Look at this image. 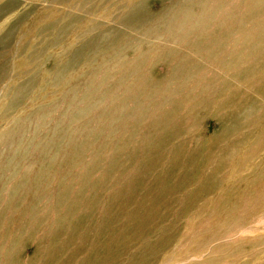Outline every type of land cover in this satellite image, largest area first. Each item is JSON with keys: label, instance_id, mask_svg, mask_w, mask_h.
<instances>
[{"label": "rangeland", "instance_id": "374dc122", "mask_svg": "<svg viewBox=\"0 0 264 264\" xmlns=\"http://www.w3.org/2000/svg\"><path fill=\"white\" fill-rule=\"evenodd\" d=\"M38 247L264 264V0H0V264Z\"/></svg>", "mask_w": 264, "mask_h": 264}, {"label": "bare ground", "instance_id": "6f19581e", "mask_svg": "<svg viewBox=\"0 0 264 264\" xmlns=\"http://www.w3.org/2000/svg\"><path fill=\"white\" fill-rule=\"evenodd\" d=\"M186 14V13H185ZM256 49V48H255ZM252 52V51H251ZM250 53V52H249ZM250 55V54H249ZM150 89V88H149ZM259 168V167H258ZM257 168V169H258ZM251 169V168H250ZM256 175V174H255ZM250 178V177H249ZM254 178V177H253ZM231 187V186H230ZM224 225V224H223ZM256 225V224H255ZM247 229V228H246ZM113 232V231H112ZM225 238V237H224ZM118 240V239H117ZM21 243V242H20ZM154 246H155V243H153ZM112 245V242L107 246V248H105V250L110 254L111 250L109 249V246ZM51 252H53V250H48V251H45V253H43L41 250H40V247H38L36 250H35V253H34V256L37 258L39 257L40 255L44 254L45 256V264H47L48 260L51 258L49 256H51ZM190 260V259H189ZM195 260V259H194ZM104 262V261H103ZM191 262V261H190ZM35 263V262H34ZM203 263V262H201Z\"/></svg>", "mask_w": 264, "mask_h": 264}]
</instances>
